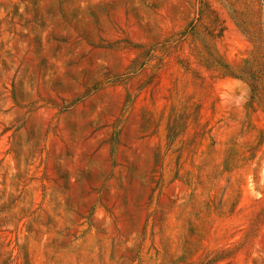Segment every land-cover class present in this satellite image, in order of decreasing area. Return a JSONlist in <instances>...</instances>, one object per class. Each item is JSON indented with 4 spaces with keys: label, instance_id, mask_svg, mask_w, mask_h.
<instances>
[{
    "label": "rangeland",
    "instance_id": "obj_1",
    "mask_svg": "<svg viewBox=\"0 0 264 264\" xmlns=\"http://www.w3.org/2000/svg\"><path fill=\"white\" fill-rule=\"evenodd\" d=\"M0 264H264V0H0Z\"/></svg>",
    "mask_w": 264,
    "mask_h": 264
}]
</instances>
